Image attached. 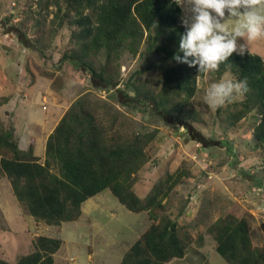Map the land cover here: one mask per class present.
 <instances>
[{
  "label": "trees",
  "instance_id": "trees-1",
  "mask_svg": "<svg viewBox=\"0 0 264 264\" xmlns=\"http://www.w3.org/2000/svg\"><path fill=\"white\" fill-rule=\"evenodd\" d=\"M174 0H24L22 19L3 18L4 34L30 43L38 53L53 46L59 32H69L59 63L71 62L90 78L94 91H104L120 106L143 108L166 124L185 129V136L203 146L227 142L203 132L206 123L193 102L197 83L205 74L173 57L185 32L182 10ZM29 26L34 31L28 37ZM125 54L141 56L144 66L121 78ZM181 56L182 53H179ZM229 65H231L229 67ZM246 79L250 91L243 100L215 110L222 135L237 134L249 116L256 122L252 143L264 148V60L236 53L219 71ZM9 97H0V107ZM98 104L90 95L77 98L48 135L43 158L29 143L20 148L0 117V178L8 180L18 205L39 224L59 227L81 217V205L104 190L132 213L146 211L152 224L124 253L120 264H169L187 255L192 242L202 243L199 225H179L166 214L164 201L189 172H165L143 197L134 188L149 161L147 147L155 133L127 135L114 123L95 114ZM201 125V128L199 127ZM191 231L196 232L194 237ZM205 232L226 264H264V247L253 243L248 221L234 210L210 222ZM61 239L38 235L32 250L10 263L54 264Z\"/></svg>",
  "mask_w": 264,
  "mask_h": 264
},
{
  "label": "rangeland",
  "instance_id": "rangeland-1",
  "mask_svg": "<svg viewBox=\"0 0 264 264\" xmlns=\"http://www.w3.org/2000/svg\"><path fill=\"white\" fill-rule=\"evenodd\" d=\"M24 8V0H0V97H9V102L0 107V117L21 148L26 149L33 143L39 155L42 143L63 113L77 98L88 94L98 104L95 114L103 123H114L117 131L127 135L155 133L147 147L149 161L138 174L136 194L147 195L165 172L190 173L163 202H166V214L179 225H199L196 232L202 234V243H191L188 260L226 264L215 252V243L205 228L228 210H234L248 221L253 243L264 247V148L252 143L256 120L248 116L243 122L244 128L237 134H221L214 119L216 109H210L204 101L207 87L218 81L213 73L198 80L193 102L207 125L203 132L212 137L218 135L219 141L227 143L214 142L205 147L184 137V128L166 124L146 109L120 106L104 91H94L89 76L73 63L60 64L62 50L68 44L69 32L65 28L59 32L53 46L41 54L30 43L4 34L3 18L13 13L12 21L17 23L22 19ZM181 10L182 16L186 15L183 7ZM234 24L230 21L227 26L231 28ZM29 29L28 37L32 38L34 31L30 26ZM249 54L264 60V37L251 42ZM121 66V78L125 81L144 66V59L125 54ZM96 197H100L103 204L93 213ZM83 211L77 221L59 227L36 223L18 205L8 180L0 178V258L14 263L32 250L33 237L43 235L64 242L59 255L73 258L78 264H88L86 256L91 252L95 255L102 250L113 255L124 253L152 224L146 211L130 212L109 190L84 204ZM196 232L191 231L194 237ZM111 242L117 249L111 251ZM93 264H97L95 256Z\"/></svg>",
  "mask_w": 264,
  "mask_h": 264
},
{
  "label": "clouds",
  "instance_id": "clouds-1",
  "mask_svg": "<svg viewBox=\"0 0 264 264\" xmlns=\"http://www.w3.org/2000/svg\"><path fill=\"white\" fill-rule=\"evenodd\" d=\"M177 4L186 10L181 17L185 32L173 60L198 66V73L219 71L234 53L244 56L252 41L264 37V0H179ZM230 21L235 22L231 28ZM249 91L246 79L225 73L207 87L204 101L210 109H218L243 100Z\"/></svg>",
  "mask_w": 264,
  "mask_h": 264
},
{
  "label": "crops",
  "instance_id": "crops-1",
  "mask_svg": "<svg viewBox=\"0 0 264 264\" xmlns=\"http://www.w3.org/2000/svg\"><path fill=\"white\" fill-rule=\"evenodd\" d=\"M42 147H41V150H40V154L39 155H37L36 154V151H35V154L38 156V157H41V158H43V152H44V146H45V143H42V145H41ZM21 148V147H20ZM23 149V148H22ZM36 149V148H35ZM99 195V194H98ZM97 196V195H96ZM95 197V196H94ZM93 197V198H94ZM93 198H91V199H89V200H87L86 202H84L82 205H81V210H82V214H84V211H83V208H84V204H87L88 202H90L91 200H93ZM97 199H98V197H96ZM103 204V202H102V199L99 197V199H98V201H96V203H95V205H97V206H95L93 209H92V212L93 213H96L98 210H97V207L98 206H101ZM88 209H89V205H88ZM82 216V215H81ZM63 242V241H62ZM103 243H108V242H103ZM63 244H64V242H63ZM110 244H112V242L110 243ZM113 244H114V242H113ZM111 245V251H113V249H117V247L116 246H114V245ZM63 246V245H62ZM61 246V247H62ZM90 247H88V249H89ZM129 248V247H128ZM60 250V249H59ZM127 251V250H126ZM125 251V252H126ZM124 252V253H125ZM90 253V252H89ZM124 253H121V254H112L111 252H106L105 250H102V251H100V252H98V254L97 255H95L96 253H94V252H91L90 254H88L87 256H86V258H87V262H89L88 264H93V258H94V256L96 257V262H97V264H120L121 263V260H122V258H123V255H124ZM54 264H78L77 263V261H75V260H73V258H70V259H67V256L66 255H64V254H58V252L57 253H55L54 254ZM188 256L186 255L184 258H182V259H177V260H174L173 262H171V263H169V264H183L184 262H186V261H188L189 263H193V264H204V263H200V262H197V263H194V261H192V260H188ZM178 260H179V262H178ZM119 261V262H118Z\"/></svg>",
  "mask_w": 264,
  "mask_h": 264
}]
</instances>
